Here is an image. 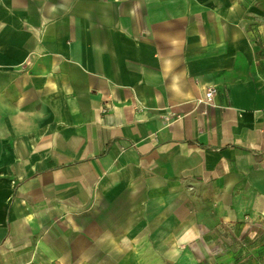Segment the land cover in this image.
Listing matches in <instances>:
<instances>
[{"label":"crops","instance_id":"crops-1","mask_svg":"<svg viewBox=\"0 0 264 264\" xmlns=\"http://www.w3.org/2000/svg\"><path fill=\"white\" fill-rule=\"evenodd\" d=\"M0 264H264V0H0Z\"/></svg>","mask_w":264,"mask_h":264},{"label":"built area","instance_id":"built-area-1","mask_svg":"<svg viewBox=\"0 0 264 264\" xmlns=\"http://www.w3.org/2000/svg\"><path fill=\"white\" fill-rule=\"evenodd\" d=\"M213 94H214V89L209 87L206 89V91L204 93V97L206 100H210L212 98Z\"/></svg>","mask_w":264,"mask_h":264}]
</instances>
